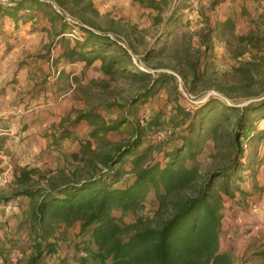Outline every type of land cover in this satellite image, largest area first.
<instances>
[{
    "label": "trees",
    "instance_id": "trees-1",
    "mask_svg": "<svg viewBox=\"0 0 264 264\" xmlns=\"http://www.w3.org/2000/svg\"><path fill=\"white\" fill-rule=\"evenodd\" d=\"M58 1L91 23L82 22L86 25L82 26V39L73 40L66 35L69 25L50 0L0 3V13L10 23L23 18L26 9L43 10L53 21L61 18L63 22L57 31L62 42L59 57L85 61L87 65L100 59L106 74L123 71L148 83L136 97L137 103H147L162 89L178 83V78L168 72L153 78L150 71L137 65L132 47L123 45L121 38L111 32L98 29L87 17L99 14L92 0ZM137 1L163 8L161 0ZM220 1L223 0H213V6ZM45 5L53 9L55 16ZM175 20L171 15L167 24ZM223 25L234 26L231 19ZM2 33L0 29V36ZM240 38L252 40L248 35ZM164 48L165 42L153 53ZM238 68L251 71L249 63ZM42 82L46 84L48 78L44 77ZM177 110L180 120L191 121L182 132L162 141L164 145L148 139L160 130L149 129L140 118L131 121L128 137L120 142L110 140V133L124 132L123 126L129 119L108 120L97 107L79 110L73 124L86 120L92 129L90 137L81 141L80 149L71 154L84 162L73 171V176L38 185L37 167L18 166L16 190L0 196V207L19 196L29 199L21 224L28 229L30 250L16 263L4 253L2 264H51L61 240L58 231L62 225L71 226L76 221H80V231L72 244L73 253L62 258L61 264H73L69 259L76 264H233L232 254L221 243L224 210L226 202L234 200L237 192L243 198L253 194L243 187L246 174L253 180L254 189L258 188L253 164H259L264 157H258V148L253 157L248 156L242 136L249 130L247 140L255 141L256 146L264 140V127L257 123L264 119V98L240 106L213 95L195 111L185 105H178ZM72 132L65 129L61 137L71 136ZM210 142L214 144L213 156L223 154L225 162L202 171L200 156ZM94 143L97 147H93ZM155 148L158 156L153 154ZM148 205L154 206V217L137 215ZM116 209L133 213L135 221L123 222L114 214ZM252 258L253 264H264V248L255 251Z\"/></svg>",
    "mask_w": 264,
    "mask_h": 264
},
{
    "label": "rangeland",
    "instance_id": "rangeland-1",
    "mask_svg": "<svg viewBox=\"0 0 264 264\" xmlns=\"http://www.w3.org/2000/svg\"><path fill=\"white\" fill-rule=\"evenodd\" d=\"M10 1L13 0H0V3L4 5ZM54 1L76 15L81 22L91 24L79 13L72 12L68 6H62L58 0ZM212 1L161 0L163 8L159 10L129 0H95L99 14H87V17L95 22L98 29L124 39L127 45L132 47L131 52L137 65L144 71H150L153 78L158 77L160 72L172 73L178 78V83L162 89L147 103H137L136 97L148 83L123 71L106 74L100 59L91 68L83 69L79 75H74L72 80L81 100L78 102L79 105L85 106L86 109L99 108L108 120L118 117L129 119V122L123 126V133L112 132L108 135V139L120 142L123 137H128L131 121L140 118L141 123L149 129L160 130L157 136L150 135L148 139L157 145H164L162 141L182 132L191 121V119L180 120L181 116L177 115L178 105L189 106L192 99L194 102L191 107L195 111L201 103L213 95L240 106L264 98V4L249 6L250 12L243 6L245 0H230L226 4L219 2L214 6ZM44 7L55 16L50 6ZM40 11L42 14L34 22L51 25L53 32L46 36L33 37L36 44H31L29 48L11 47L9 53L15 51L16 57L20 56V58L24 53H28L24 56L39 58L44 63L53 50L57 51L58 47L62 49L61 39L55 34L63 22L62 19L56 17L53 21L50 16L44 14L43 10ZM171 15L176 20L167 24L166 20ZM227 19H231L233 27L223 25ZM0 24L7 23L2 21ZM169 31L173 34L170 35ZM242 35L251 36L252 40L242 41L240 38ZM2 37L4 41L8 40L5 36ZM8 37L10 39L16 36L12 34ZM164 42L165 48L154 54L153 52L161 48ZM151 52L153 54H150ZM247 63L251 71L244 72L238 68L247 66ZM70 74L71 72L66 71L61 80L65 86L70 83ZM11 81L16 82L15 78ZM70 86L73 85L70 83ZM78 111L73 109L70 113H66L59 126L55 124L52 126V131L48 135H52L54 142L51 145L54 148L38 152L36 158L29 161L28 164L33 166H27L39 169L35 175L38 185L46 186L52 179L61 181L73 176V171L83 165V161L77 160L71 154L80 149L82 140L90 137L92 127L88 122L73 124ZM257 123L264 127V119L258 120ZM63 128L72 130V135L62 138L61 135L65 130ZM248 131L242 136L243 143L248 144L245 148L248 156L253 157L258 148L260 150L258 157H264V140L256 146L255 141L247 140ZM93 147H97V143H94ZM213 149L214 144L210 142L208 149L200 156L202 171L218 167L225 162L223 154L213 156ZM6 153L7 149L4 151V154ZM153 154L159 155L158 148L154 149ZM5 160L7 161L5 165L0 166V196L10 195L16 190L15 171L18 166H22L19 164V158L8 157ZM246 163H248L247 159ZM259 164H264V158ZM10 166L11 168L8 169ZM253 168L258 170L256 164H253ZM128 175L130 173L125 177ZM246 180L252 184L253 180L247 174ZM247 182L245 186L248 185ZM259 191L258 186L256 192ZM248 198H244L246 208L254 213L261 211V198L258 196ZM21 199L4 202L0 207V264L3 263L4 253L16 263L30 250L28 229L21 224L29 202L25 201V198ZM254 203L257 207L252 206ZM154 211V206L148 205L144 210L138 211L137 215L154 217ZM114 214L126 223L136 219L133 213H124L119 209H116ZM61 228L58 232H61L62 248L67 251L68 247L63 242L66 237L72 239L78 235L80 221H76L71 226L62 225ZM249 232H252L251 229L247 233ZM255 237L263 246L262 228L258 229ZM233 249L243 248L237 246ZM258 249L259 247H256V250ZM68 253H73V247ZM246 256L243 257L244 259L239 257L240 264L246 262L251 255L245 259Z\"/></svg>",
    "mask_w": 264,
    "mask_h": 264
},
{
    "label": "crops",
    "instance_id": "crops-1",
    "mask_svg": "<svg viewBox=\"0 0 264 264\" xmlns=\"http://www.w3.org/2000/svg\"><path fill=\"white\" fill-rule=\"evenodd\" d=\"M92 1L95 2V0ZM129 1L138 2L139 5L142 4L137 0ZM228 1L230 0H223L220 3L226 4ZM259 3L264 4V0H245L243 6L251 12L249 6H256ZM41 14L40 10L32 9L30 11L26 9V15L23 18L10 23V19L2 17L0 13V22L5 21L7 23L6 25L0 24V29L3 32L2 35L8 39L4 41L2 35L0 36V166L5 165L7 162L5 159L8 157L19 158V164L22 166L29 165V161L34 160L38 152L54 148L51 145L54 142L52 135H48L54 124L59 126L63 116L73 109H90L78 104L81 100L74 89L75 85L72 79L74 75H79L82 72L81 70L91 68L99 59L90 65L81 60L72 62L64 57H59L62 50L60 47L57 51L53 50L44 63L39 58L25 57L28 53H24L22 58L20 56L16 57L15 51L9 53L11 47L29 48L31 44H36L33 37H42L53 32L51 25H40L34 22ZM57 31L58 29L55 34L59 39L60 36ZM12 34L16 37L9 39L8 35ZM57 43L60 45L59 41ZM66 71L71 72L69 82L73 86H70V83L65 86L61 82ZM44 77L48 78L46 84L42 82ZM14 78L16 82L11 81ZM81 98H83L82 95ZM24 101L25 103H23ZM80 123L86 124L87 121L83 120ZM5 149H7L6 154H4ZM256 165L258 166L257 183L260 191L256 192L257 188L254 189L253 181L250 184L246 180L245 183L247 182L248 185L245 186L244 183L243 187L253 191L250 197L258 196V198H261V211H255L254 213L248 210L245 199L238 192L234 200L226 202L221 243L222 248L232 254L233 264H240L239 257L243 258L247 253L248 256L251 255L250 258L247 259L248 256H246V262L241 263L253 264L252 254L257 251L256 247H259V249L264 248V245L261 246V243L255 237L258 234V229L261 230L262 228V232H264V164ZM10 168L11 166L8 169ZM21 198H25L24 200L29 202L26 196H19L13 200H22ZM250 229L252 232L247 233ZM76 237L74 236L72 239L65 238L63 243L68 247L67 251L63 250L62 241H59L61 247L51 257V264H61V259L67 256L68 251L71 252ZM254 242L257 243L254 244ZM237 246L243 249H233ZM68 254L69 256L72 255V253ZM69 261L76 264L73 259H69Z\"/></svg>",
    "mask_w": 264,
    "mask_h": 264
},
{
    "label": "built area",
    "instance_id": "built-area-1",
    "mask_svg": "<svg viewBox=\"0 0 264 264\" xmlns=\"http://www.w3.org/2000/svg\"><path fill=\"white\" fill-rule=\"evenodd\" d=\"M53 5L54 8L60 13V15L62 16V19L67 22V24L69 25V29L66 32V35L71 37L73 40L75 39H82L84 32L82 29V26L85 25L83 24L80 19H78V17L72 13H70L68 10H66L65 8L61 7L60 5H57V3L54 0H50ZM13 1H10L8 3H12ZM86 26V25H85ZM122 44L127 46V43L124 39H121ZM191 102L193 103L194 100L191 99ZM192 103L189 105L191 106ZM248 146L247 143H244V147L246 148ZM253 207H257V204L254 203L252 205Z\"/></svg>",
    "mask_w": 264,
    "mask_h": 264
}]
</instances>
